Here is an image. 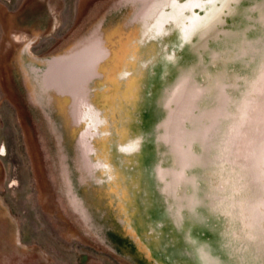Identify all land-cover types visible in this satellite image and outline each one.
Instances as JSON below:
<instances>
[{
	"label": "rangeland",
	"instance_id": "1",
	"mask_svg": "<svg viewBox=\"0 0 264 264\" xmlns=\"http://www.w3.org/2000/svg\"><path fill=\"white\" fill-rule=\"evenodd\" d=\"M135 1L138 9L151 0ZM256 1L157 2L152 13L167 15L170 30L177 31V18L190 29L185 52L176 49L179 69L168 77L182 72L180 59L188 65L190 98L182 87L167 121L185 134H153L159 143L122 159L130 173L115 169L121 164L110 150L94 154L100 171L88 176L81 163L79 173L71 167V136L80 127L70 100L65 118L56 92L45 107L33 69L79 45L89 27L128 17L131 8L125 0H0V264H264V0ZM126 34L118 65L126 127L135 136L162 127L164 110L149 123L145 114L160 102L156 83L167 82L160 79L179 38L144 44ZM97 138L96 145L106 142ZM172 140L185 152V166L168 153ZM107 213L115 220L110 225Z\"/></svg>",
	"mask_w": 264,
	"mask_h": 264
},
{
	"label": "crops",
	"instance_id": "2",
	"mask_svg": "<svg viewBox=\"0 0 264 264\" xmlns=\"http://www.w3.org/2000/svg\"><path fill=\"white\" fill-rule=\"evenodd\" d=\"M212 3L218 2L219 0H210ZM126 7L131 8V14L123 18L119 15L114 16V21L113 23H105V21L102 22V24L95 25L92 27H89V30L87 31V34L84 36L83 41L77 45L74 46L72 50L68 52H63L60 55V57H64L67 54L76 51L77 53L79 51H87V55H89L91 61L95 62L97 61V65L93 67V71L91 73V80L89 83V87L91 89V95L90 99L93 102L95 106H97L102 113V131H104V134L101 135L103 136V139L100 140V137L97 139L101 141L106 140L104 144L100 143L96 145L98 146V149L100 150L104 146L105 152L110 150V151H115L118 160L122 161V159L126 158H136L135 153L137 152L138 154L141 152H144L142 150H146V145L150 146L154 143H159V139H156L154 142V138H152V135L155 133H168L171 131L170 127L167 124L168 119L171 117L172 112L175 111L176 103L178 104V97L177 93L181 88L183 87L182 90H186L188 88V84L186 81H189V76L188 72L186 71L188 65L184 61L181 60V69L182 72L178 74L177 79H172L168 80V77L170 73L175 72V70L179 69V62L176 60V51L178 50L181 52H185L186 46H187V33L188 28L183 27L185 25L184 19L181 20V18H177L175 21L178 23L176 25L175 29H171L168 27L170 25L169 21L170 19L168 16H162V18L158 14H153V13H147L144 17L137 19L136 18V13H137V1L135 0H125L123 3ZM122 5V6H123ZM121 6L117 7V10L115 11L116 14L121 12ZM119 16V17H118ZM159 21L161 22L160 24H163L160 27ZM181 21H183V24L181 26ZM202 21H207V20H202ZM217 21L215 18L208 19V22H215ZM209 25V24H207ZM211 25V24H210ZM157 26V28H156ZM159 26V27H158ZM161 29V31L158 29ZM130 30L131 33H135L140 35L139 37L145 38L147 41L144 42V44H148L152 41H156L158 39H162L163 37H168L170 34L175 33L179 41L175 45H173L172 52L173 57H167L165 61V73L162 74L161 76V81L166 79V83L162 85V82L156 83L157 89L156 92L157 94L155 95H161V97H157L156 100L160 101L159 104L157 105L156 109L152 107V110H150L153 113H146L145 117H148V122L149 123L153 117H159V111L164 110V115H163V123L162 127L160 128V125H151L147 127H144L145 130L137 132V135L134 136L135 132L132 130L128 131V128L126 127V119H125V94L127 92L126 86H124L123 81L120 74V70L122 69V65H118L121 61V53L122 51L119 49L121 48V39H123L127 34L126 31ZM138 32V33H137ZM149 39V40H148ZM126 43H124L125 46ZM103 48L104 51H106V55L104 57H101V48ZM177 49V50H176ZM89 51V52H88ZM84 57V54L81 55ZM56 57V56H54ZM87 58V59H88ZM48 59L40 60L36 62L35 64L38 66L39 69H45L48 65ZM93 59V60H92ZM117 59V61H115ZM119 59V61H118ZM94 65V64H93ZM185 65V66H184ZM141 66V65H140ZM142 69V67H141ZM186 71V72H185ZM38 81V89H37V94L39 97H42V99L45 101H48L49 95L48 93L53 90H49L46 92L44 95L42 94V86H41V78L38 77L36 78ZM159 81V79H156V82ZM140 84V80L138 82ZM141 85V84H140ZM140 85L136 86V89H140ZM162 85V86H161ZM55 92V91H53ZM59 95V94H58ZM62 100H70L69 97H64L61 96ZM46 103V102H45ZM162 103V104H161ZM46 107L47 105L44 104ZM117 123V129L114 132H111V128L113 124ZM153 123V121H152ZM136 124H138L136 122ZM140 126L144 124V122L139 123ZM106 132V133H105ZM169 134V133H168ZM140 135V137H139ZM105 137V139H104ZM138 138V142L136 143H131V141L135 140ZM164 138V137H163ZM161 138L162 140H164ZM144 142L146 144L140 147L141 143ZM71 145H73V141H71ZM184 144V143H183ZM102 145V147H101ZM127 145L126 147L129 151L122 149L124 146ZM141 149V151H140ZM138 150V151H137ZM101 151V150H100ZM104 154V153H103Z\"/></svg>",
	"mask_w": 264,
	"mask_h": 264
},
{
	"label": "bare ground",
	"instance_id": "3",
	"mask_svg": "<svg viewBox=\"0 0 264 264\" xmlns=\"http://www.w3.org/2000/svg\"><path fill=\"white\" fill-rule=\"evenodd\" d=\"M158 1L159 0H151L146 5H144L145 3H141V5L143 4L144 6L142 5L140 8L137 9L136 18L139 19L144 17L147 13H152V11L156 8V4ZM101 50V57H104L106 55V51H104L103 48H101ZM83 54L84 57L81 56ZM87 54V51L81 50L78 53L76 51L71 52L64 57H52L48 59V65L45 69H33V72L41 78V91L43 95L49 90H53L60 96H66L70 98L69 114L73 120V123L77 127H80L79 133L77 132V137L75 138V135L71 136V141H75L74 148L72 147V150L75 153V160H73L71 166L75 169H72V171H77L79 173L77 165L81 163V173H86L88 176L93 174L95 176V174H97L96 172H99L100 169H97V166L95 165L96 162L94 161V154L101 155L105 153L104 146L102 147L101 145L102 148L100 149V151L99 149L97 150L96 144L94 143L96 137L101 136V133L96 135L95 130L97 128L100 129L103 124V118L102 113H97V110H99V108L95 106L90 99L91 90L89 89V83L91 80V73L93 71V67L97 65V61H91V59L88 58L90 56ZM39 101H41L43 105L45 104L42 97H39ZM66 101L67 100H63L60 102L61 104H59L60 113L63 114L64 118L67 113ZM140 143V147H142V143L143 145L145 144L142 141ZM122 149L124 148L122 147ZM110 154L112 156H115L116 153L115 151H110ZM115 162H117V160ZM119 164L121 165L117 167H115L114 164L115 169H119L121 173H125L126 171L130 173L129 168L127 166L123 167V162H121L120 160L118 162V165ZM150 170L151 169H149L148 171L150 172ZM66 171L67 170L64 167V173H66ZM70 189L71 191L73 190V188ZM73 194L74 193L72 191V197ZM124 196L125 194L122 192L121 197ZM133 196H135V194H133ZM73 198L76 199V196L74 195ZM77 201L79 203V210L85 216V213L82 210L81 201L78 197L76 199V202ZM104 219L108 222L109 225L110 223L115 221L109 213L105 215ZM131 219H133L132 215ZM128 220L129 219H127V221Z\"/></svg>",
	"mask_w": 264,
	"mask_h": 264
},
{
	"label": "water",
	"instance_id": "4",
	"mask_svg": "<svg viewBox=\"0 0 264 264\" xmlns=\"http://www.w3.org/2000/svg\"><path fill=\"white\" fill-rule=\"evenodd\" d=\"M257 3L259 2V3H261V1L259 0V1H256ZM263 2V1H262ZM262 5H264V2L263 3H261ZM249 10V9H248ZM261 11V14H262V16H260L258 19L260 20V21H263L264 20V9L262 10H260ZM259 12V11H258ZM249 15V14H248ZM258 15V14H257ZM248 16H247V18L245 19V20H248ZM249 20H250V18H249ZM191 77H190V75H189V81L187 82L186 81V83L188 84V88H187V90H186V98L187 99H189L190 98V87H191ZM182 91H184V90H182ZM179 101V100H178ZM178 104L176 103V106H177ZM175 111H176V107H175ZM174 111V112H175ZM174 112H172V114H171V117L173 118L175 115H174ZM177 115H179L178 114V112H176V116ZM184 118L186 117V114H183L182 115ZM170 117V118H171ZM178 117V116H177ZM169 118V119H170ZM168 119V120H169ZM195 122V121H194ZM167 124H168V126L170 127V129H171V131L170 132H168L169 134L170 133H174V134H181V133H183V134H185V129H184V131L183 132H180L179 131V127H178V124L176 123V124H172V125H169V123L167 122ZM191 128H192V126L190 125L189 126V130H190V132L192 131L191 130ZM200 130H198V132H199ZM183 139H184V141H185V135H183ZM187 139H190V138H187ZM189 141V140H188ZM183 145V147L185 146V143L184 144H182ZM180 150L178 149V147H177V145L175 144V142L172 140L171 141V143L169 142V144H168V153H170V155L173 157V159H174V164H176V165H183V166H185V162L183 161V156H184V153L185 152H179Z\"/></svg>",
	"mask_w": 264,
	"mask_h": 264
}]
</instances>
